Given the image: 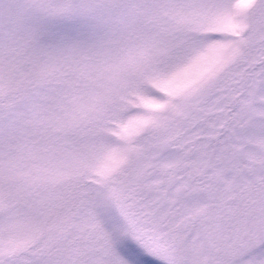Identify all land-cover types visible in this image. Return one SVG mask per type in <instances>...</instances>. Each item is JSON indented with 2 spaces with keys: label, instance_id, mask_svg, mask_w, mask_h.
<instances>
[{
  "label": "snow or ice",
  "instance_id": "6c2138e0",
  "mask_svg": "<svg viewBox=\"0 0 264 264\" xmlns=\"http://www.w3.org/2000/svg\"><path fill=\"white\" fill-rule=\"evenodd\" d=\"M0 264H264V0H0Z\"/></svg>",
  "mask_w": 264,
  "mask_h": 264
}]
</instances>
